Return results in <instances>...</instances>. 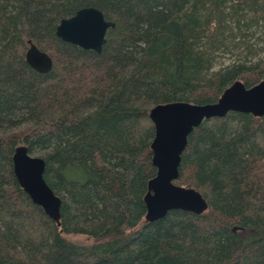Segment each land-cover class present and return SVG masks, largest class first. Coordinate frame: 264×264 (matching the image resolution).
<instances>
[{
    "label": "trees",
    "instance_id": "1",
    "mask_svg": "<svg viewBox=\"0 0 264 264\" xmlns=\"http://www.w3.org/2000/svg\"><path fill=\"white\" fill-rule=\"evenodd\" d=\"M86 6L114 23L99 51L55 35ZM235 79H264V0H0V264H264V115L193 127L173 182L206 208L144 219L149 107L212 102ZM17 144L44 159L59 225L17 184Z\"/></svg>",
    "mask_w": 264,
    "mask_h": 264
},
{
    "label": "water",
    "instance_id": "2",
    "mask_svg": "<svg viewBox=\"0 0 264 264\" xmlns=\"http://www.w3.org/2000/svg\"><path fill=\"white\" fill-rule=\"evenodd\" d=\"M98 9L81 7L71 16L61 18L55 35L61 40L82 48L99 51L106 29L113 27ZM24 50L26 63L36 71L46 72L52 65L51 56L29 38ZM228 111L264 115V79L245 86L235 79L225 86L215 101L194 103L174 100L153 104L147 115L153 125L149 143L154 174L147 179L143 194L144 219L162 217L167 210L179 208L194 213L203 211L207 203L200 192L191 186L173 182L178 176L180 154L186 145L187 134L203 119L224 116ZM13 176L30 201L56 225L60 221V197L43 178L45 162L39 155L30 154L24 144L14 146L11 156Z\"/></svg>",
    "mask_w": 264,
    "mask_h": 264
},
{
    "label": "rangeland",
    "instance_id": "3",
    "mask_svg": "<svg viewBox=\"0 0 264 264\" xmlns=\"http://www.w3.org/2000/svg\"><path fill=\"white\" fill-rule=\"evenodd\" d=\"M81 237L84 238L85 236H80V235L73 236L74 239H80Z\"/></svg>",
    "mask_w": 264,
    "mask_h": 264
}]
</instances>
